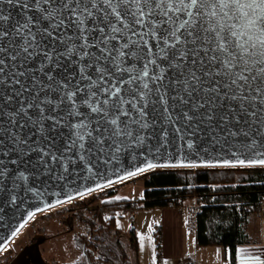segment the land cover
<instances>
[{"label":"snow or ice","instance_id":"snow-or-ice-1","mask_svg":"<svg viewBox=\"0 0 264 264\" xmlns=\"http://www.w3.org/2000/svg\"><path fill=\"white\" fill-rule=\"evenodd\" d=\"M17 6L21 8L18 19L10 11ZM30 10H35L37 19ZM45 22L48 27H43ZM46 38H51L50 47L44 43ZM5 39L7 47L0 46V84L12 76L11 84H20L15 94L21 104L16 111H4L10 123L0 135L13 138L12 150L21 157L39 153L38 163L48 172L57 165L68 172L78 162L90 161L96 152L108 157L103 162L109 163L125 148L153 139L150 130L157 118L164 125L157 151L168 145L170 132L191 149L199 131L193 122L211 126L219 120L226 127L225 134L213 136V143L243 134L249 139L245 147L254 156L264 157V0H0V41ZM37 56L41 57L38 70L47 82L32 75L31 69L17 70L18 58L23 66ZM5 58L13 61L7 75ZM64 60L75 68L67 82L45 72ZM27 75H32V95L25 94L27 89L17 79ZM73 76L78 77L75 83ZM4 99L13 101L7 95ZM177 107L182 119L175 112ZM29 110L37 115H30ZM17 120L21 128H35L41 138L35 146L13 130ZM48 121L53 129H69L63 150L43 143L48 139ZM240 124L247 125L251 133L234 131ZM0 151L7 157L10 150ZM20 163L11 160L13 165ZM249 163L264 165V158ZM158 166L168 165L148 163L118 179ZM9 173L7 163L0 160V182ZM19 177L27 179L22 170ZM112 183L108 180L96 188ZM33 216L29 213V219ZM121 226L117 220V227ZM138 235L143 249L145 237ZM236 256L238 264H264V259L251 255L247 248L237 249Z\"/></svg>","mask_w":264,"mask_h":264},{"label":"water","instance_id":"water-1","mask_svg":"<svg viewBox=\"0 0 264 264\" xmlns=\"http://www.w3.org/2000/svg\"><path fill=\"white\" fill-rule=\"evenodd\" d=\"M14 18H20L21 8L19 6L10 9ZM29 14L34 19L38 18V14L35 10H30ZM11 27V26H9ZM43 27H48L47 22L43 24ZM35 30V27L34 29ZM70 31V30H69ZM59 35V32L56 33ZM51 38H46L44 43L49 47ZM16 42H20V38H16ZM0 46L7 47V39L0 41ZM9 67L5 70L4 75L11 70L13 61L10 58H5ZM41 62V57L24 62L21 66L20 58L17 59L16 67L18 71L27 72L32 70V75L39 77L41 80L47 82L46 76L38 70V65ZM2 67V65H0ZM75 71L74 66L70 65L67 60H64L59 67L48 66L45 72H52L57 78H64L67 82V76L69 73ZM171 75V73H169ZM14 75V74H13ZM32 75L25 77H17L21 80L27 89L26 95H32L33 90L30 86L33 84ZM77 76H73L72 83H75ZM12 76H8V82L0 84V130L6 129L9 125L8 118L3 114L5 110L16 111L20 104L21 98L15 94L20 89V84H11ZM5 95L11 96L13 101L11 103L5 101ZM44 93H41V96ZM54 95V94H53ZM86 111V110H85ZM30 115L36 116L37 112L29 110ZM175 112L181 115L179 107L175 109ZM179 123V122H178ZM233 124L235 122L233 121ZM199 127V131L196 132L193 137L195 143L193 148L189 149L186 145L170 132L169 142L166 147H160L159 151V133L164 127L162 120L157 118L156 125L150 130L151 135L154 137L146 144L140 146L127 147L121 152L115 155L114 159H111L109 163H104L106 156H102L103 153L96 152L90 161H80L76 165H73L68 172H64L57 165L51 172H48L42 165L38 163L39 153L29 152L25 156H19L18 153L13 151V138L4 135H0V149H7L9 155L6 157L3 151H0V160H4L7 163V167L10 169L9 176L0 182V252H4L8 244L21 232V229L28 223H30L29 213H42L49 208H55L62 203L70 202L75 198L81 197L78 193L87 192L88 188H93L96 192L102 188H96L97 184H107L108 180H113L114 183L124 181L119 180L121 176H125L130 171H136L138 168L146 167L148 163H154L157 165H168L164 167H156L162 169L170 168H184L188 164H196V167L189 168H225L230 167H264L261 164L249 163L252 159L264 158L256 157L253 155L250 148L245 147L249 144V139L243 134L238 136H228L225 139H221L219 143H213V136L219 138L225 134L226 127L224 124L217 120L213 125L209 126L199 121H194L193 126ZM49 128L48 139L43 141L45 145L51 144L56 150H63L66 146V139L70 136L69 129L59 128L53 129L52 122L48 121ZM14 131L19 133L29 145L35 146L36 142L40 140L39 134L35 131V128L31 125L20 127V121L17 120L16 125L13 128ZM187 131H192V128H187ZM237 132H249L251 130L245 124L235 126L233 129ZM211 132V135L209 134ZM260 140L261 138L257 137ZM261 142H264L262 140ZM108 142L106 141V146ZM257 150L259 146L257 145ZM74 155V153H73ZM96 156H101L97 159ZM12 159H19L21 163L19 165L11 164ZM244 160V164L238 163L239 160ZM229 161V163H224ZM91 164V171L88 169V165ZM171 165H176L175 167ZM156 168L147 169L148 172L156 170ZM19 170L24 171L27 179L19 177ZM145 171V172H147ZM143 174L138 173L136 176ZM63 176V179L60 177ZM135 177V176H134ZM130 178V177H129ZM128 178V179H129ZM127 180V179H125ZM109 185V186H111ZM106 186V187H109ZM104 188V187H103ZM72 199L69 200L68 197ZM85 196V195H84ZM15 198V199H13ZM60 201V203H57ZM24 225L20 227V225ZM19 229V231H17ZM15 233V235H13ZM36 264H47L43 260L41 254H36ZM9 264H31L30 260L24 255L12 260Z\"/></svg>","mask_w":264,"mask_h":264},{"label":"trees","instance_id":"trees-1","mask_svg":"<svg viewBox=\"0 0 264 264\" xmlns=\"http://www.w3.org/2000/svg\"><path fill=\"white\" fill-rule=\"evenodd\" d=\"M142 177L145 186L142 199L116 200V192L109 191L110 202L96 204L88 217L78 218L87 222L90 235L77 236L83 256L73 264H135L132 253H137L139 247L137 232L133 226L128 243L124 244V233L116 226L117 210L179 208L187 200L199 206L195 220L197 247H223L229 250L231 264H238L236 250L250 243L248 226L252 216L262 212L264 167L156 168ZM158 231L156 239L160 249V228ZM84 244L90 249L86 250ZM92 254L97 258L92 259Z\"/></svg>","mask_w":264,"mask_h":264},{"label":"rangeland","instance_id":"rangeland-1","mask_svg":"<svg viewBox=\"0 0 264 264\" xmlns=\"http://www.w3.org/2000/svg\"><path fill=\"white\" fill-rule=\"evenodd\" d=\"M143 174H145V172H143ZM143 174L130 177L124 181L116 182V184L109 187H104L96 192H90L88 195L75 198L73 201L65 202L55 208L52 207L47 211L37 213L30 220V223L26 224L21 229V232L16 236L17 238L13 239L8 247L5 248L4 252H0V262L4 263V259L8 257V255L12 256L15 255L16 252L20 251L19 249L22 247V245L25 242H28L29 238L32 237V235L37 231L36 227L38 225H47L48 231L46 233L47 236H50L48 237V241L40 246L43 259L48 264L76 263V261L80 260V258L83 256L82 244L79 242L77 236L87 235L86 233L88 231L86 222L81 221V219L78 218H83V215L88 217L89 211H92L91 208H95L96 204L101 206L104 201L110 202L111 199L107 195L109 191L116 192L115 197H127L135 201L142 199L145 190L142 177ZM185 202L187 203L186 205L190 210L189 217L191 218H189V224H191L193 227L192 219L195 217L193 210L197 203L191 200H187ZM77 209L80 210L77 211ZM71 210L76 211L78 216L74 224V230L68 233L66 231L67 225L63 224V219L61 220V217L69 214ZM34 219H38L37 223L40 224L34 223ZM116 219H118L122 225L121 227H117V229H120V231L124 233L123 235L125 238L122 236V241L124 244L128 243L127 238H130L131 230L135 227L139 246L137 253H132V258L135 260V264H153V252L155 253L156 264H165V261H167L168 264H196L195 261L192 262L189 258L190 256L193 257L191 253H189L186 258H181L176 255L174 246H176L177 242H174L175 240L172 239L171 236L168 237L165 234L166 231L164 230L162 223L163 219L165 218L162 208L149 211V209H146L145 207L143 209L137 207V209L130 212L118 209L116 212ZM157 221L158 223H156ZM149 225H152L153 228L151 233H149ZM158 228H160L161 231L162 246L160 249L158 248L159 245L157 244L156 239V233H159ZM138 234H143L145 237L143 249L140 248ZM248 234L250 236V243L247 244L248 248L264 247V213H256L254 216H252V221L248 226ZM149 235H151V241L148 240ZM187 240L189 244L188 248H193L196 242L195 237H193L190 233ZM214 247L207 249L204 255L206 262H208L207 260H214V258H216L215 256H211V258H209L207 255H212L215 253ZM189 252H192V250ZM96 258L97 256L92 254V259ZM217 264L224 263L218 262Z\"/></svg>","mask_w":264,"mask_h":264},{"label":"crops","instance_id":"crops-1","mask_svg":"<svg viewBox=\"0 0 264 264\" xmlns=\"http://www.w3.org/2000/svg\"><path fill=\"white\" fill-rule=\"evenodd\" d=\"M186 204L187 203L185 202V204L179 208L177 207L163 208L162 207L164 218H165L162 221L164 230L166 231L165 234L168 237L171 236V238L175 240L174 242H177L176 246H174V251L176 252V255L181 258H186L187 255L191 253L193 257L190 256L189 258L193 259L196 264H215V261H216V264L218 262L224 263V264H231L229 250L223 247H219L218 245L214 247L215 248L214 254L212 255L207 254L209 258H211V256L216 257L214 258V260H207L208 262H206V260L204 259L205 258L204 255L207 249H209L210 247L201 246L199 248L197 247L198 244H196L195 242V245L193 248H188V245H189L188 240H187L188 236L191 233L192 236L195 237L196 239L197 231L194 228V223H192L193 227L191 224H189V218H191L189 217L190 210ZM158 208H161V207H158ZM158 208H154V209H158ZM146 209H149V208H146ZM154 209H149V211L154 210ZM241 248H247L250 250L251 255H258L261 257V259H264V247L263 248H260V247L248 248L247 244H245V245H242ZM190 250H192V252H189Z\"/></svg>","mask_w":264,"mask_h":264},{"label":"flooded vegetation","instance_id":"flooded-vegetation-1","mask_svg":"<svg viewBox=\"0 0 264 264\" xmlns=\"http://www.w3.org/2000/svg\"><path fill=\"white\" fill-rule=\"evenodd\" d=\"M78 210H80V209H77V211ZM72 211L73 210H71L69 212V214H66L65 216L61 217V220L63 219V224L67 225L66 231L68 233L72 232L74 230V224H75V222L77 220V216H78L77 215L78 213L76 211H73V212ZM37 221H38V219L33 220L34 223H37ZM37 224H40V223H37ZM86 224H87V222H86ZM47 228H48L47 225H45V226L38 225L36 227L37 231L32 235V237L29 238L28 242H25L22 245V247L19 249L20 251L16 252L15 255H12V256L8 255V257H6L4 259L5 260L4 263L0 262V264H9L12 260H15L17 257L22 256V255L27 257V259L30 260L31 264H36L35 263L36 254H41V256H42L40 246L42 244H45L48 241V237L50 236V235L47 236V233H46L48 231ZM87 229H88V231L86 233L87 235H85V236L89 237L90 228H89L88 224H87ZM80 236L83 238V235H80ZM84 246H85V244H84ZM85 248H87L86 250L90 249V247H88V246H85ZM42 258H43V256H42ZM45 263H47V262L45 261Z\"/></svg>","mask_w":264,"mask_h":264},{"label":"built area","instance_id":"built-area-1","mask_svg":"<svg viewBox=\"0 0 264 264\" xmlns=\"http://www.w3.org/2000/svg\"><path fill=\"white\" fill-rule=\"evenodd\" d=\"M198 212H199V206L196 205V206L194 207V210H193V214H194L195 217L192 219L194 224H195V220H196V218H197L196 214H197ZM262 213H264V204L262 205ZM191 261L194 262L193 259H191Z\"/></svg>","mask_w":264,"mask_h":264}]
</instances>
